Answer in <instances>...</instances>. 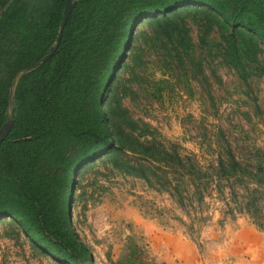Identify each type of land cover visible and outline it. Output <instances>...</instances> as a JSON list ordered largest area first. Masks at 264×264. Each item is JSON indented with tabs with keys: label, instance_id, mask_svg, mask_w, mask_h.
I'll use <instances>...</instances> for the list:
<instances>
[{
	"label": "trees",
	"instance_id": "trees-1",
	"mask_svg": "<svg viewBox=\"0 0 264 264\" xmlns=\"http://www.w3.org/2000/svg\"><path fill=\"white\" fill-rule=\"evenodd\" d=\"M0 2V68L9 82L25 69L11 101L9 84L0 89V130L13 116L0 142V220L17 224L58 262L90 259L73 228L70 199L76 173L97 159L166 190L180 206L203 203L213 186L234 195L240 187L249 211L259 213L264 142L255 138L237 151L223 134L205 166L161 140L145 120L127 116L126 131L104 101L134 44L136 22L149 18L168 42L182 45L189 35L187 5L202 9L201 20L218 23L225 54L245 72L264 50V8L256 0H76L60 42L41 63L59 35L66 0ZM95 97L96 109H87Z\"/></svg>",
	"mask_w": 264,
	"mask_h": 264
},
{
	"label": "rangeland",
	"instance_id": "rangeland-1",
	"mask_svg": "<svg viewBox=\"0 0 264 264\" xmlns=\"http://www.w3.org/2000/svg\"><path fill=\"white\" fill-rule=\"evenodd\" d=\"M253 5L264 8V0ZM182 9L189 29L182 45L162 37L155 21L136 22L134 44L104 101L112 120L126 131L127 116L145 120L161 140L206 166L214 161L223 134L237 151L255 138L264 142V50L242 72L223 50L218 23L201 20L197 6ZM257 21L263 23L262 17ZM24 71L9 82L0 68V89L8 91L9 84L10 101ZM90 100L86 108L96 109V97ZM96 161L76 173L71 191L72 225L84 244L82 253L90 257L82 264H171L175 233L192 242L207 264H222L230 260L239 222L264 234V198L259 213L249 211L240 187L234 195L228 187L219 193L213 186L203 203L180 206L166 190L111 160ZM0 264L63 263L5 219L0 220Z\"/></svg>",
	"mask_w": 264,
	"mask_h": 264
},
{
	"label": "crops",
	"instance_id": "crops-1",
	"mask_svg": "<svg viewBox=\"0 0 264 264\" xmlns=\"http://www.w3.org/2000/svg\"><path fill=\"white\" fill-rule=\"evenodd\" d=\"M236 226L228 262L222 264H264V234L246 224ZM171 264H207L200 259L196 247L183 234L175 233L172 241Z\"/></svg>",
	"mask_w": 264,
	"mask_h": 264
},
{
	"label": "water",
	"instance_id": "water-1",
	"mask_svg": "<svg viewBox=\"0 0 264 264\" xmlns=\"http://www.w3.org/2000/svg\"><path fill=\"white\" fill-rule=\"evenodd\" d=\"M75 5V0H66V5H65V9H64V13H63V18L61 21V25H60V32L59 35L57 37V40L55 42V44L52 46L51 50L49 51V53L42 59V61L46 60L48 57L51 56V54L54 52V50L56 49L58 43L60 42L61 39V35H62V31L63 28L67 22V20L70 18L71 16V12L73 10V7ZM13 123V119H10L9 121H7L5 123V125L3 126V128L0 130V142L6 137L8 130L10 128V126Z\"/></svg>",
	"mask_w": 264,
	"mask_h": 264
}]
</instances>
